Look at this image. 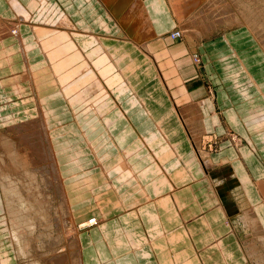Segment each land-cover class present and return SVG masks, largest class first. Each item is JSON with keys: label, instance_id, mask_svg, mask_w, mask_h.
Returning a JSON list of instances; mask_svg holds the SVG:
<instances>
[{"label": "crops", "instance_id": "1", "mask_svg": "<svg viewBox=\"0 0 264 264\" xmlns=\"http://www.w3.org/2000/svg\"><path fill=\"white\" fill-rule=\"evenodd\" d=\"M113 2L119 5L120 20L117 24L109 13ZM125 3L126 0H0V18L9 29L12 23H16L14 29L18 28L15 21L17 15L26 12L33 15L30 24L21 25V38L9 36L0 40V111L4 110L3 116L6 117V111H10L6 108L8 104L34 95L23 45L33 48L36 38L42 43L47 37L57 35L55 33L69 30L102 36L100 44L112 60L110 64L117 82L111 88L112 98L100 118L85 106L94 101L99 92L97 86L102 84V89L108 93L109 87L103 82L106 75L99 83L97 80L83 83L79 78L63 82L64 72H60L58 78L53 74L58 63L52 64L53 70L48 64L44 68V57L37 49H32L30 60L40 65L39 68L34 67L33 72L35 91L40 96L60 90H64L65 96L71 95L70 107L72 104L77 106L86 120L79 130V138L82 140V136H86L92 143L98 137L107 144L102 145L96 154L97 158H101L100 166H79L66 177L71 196L77 198L84 195L93 207L95 203L91 201V192L98 187L106 188L100 192L105 203L100 202V198L97 200L100 206L102 204L100 218L105 223L100 229L81 234L82 246L87 250L83 253L85 264H255L248 259V252L255 247V232L243 226L238 215L251 207H258V216L264 227V181L257 183V174L264 180V156L260 150L248 145L242 136L241 142L250 148L236 149L225 145L214 152L216 164L207 159L201 161L197 153L200 143L194 140L187 126L210 130V120L215 122L218 119L217 122H222L226 129L230 127L234 130L235 123L231 125L224 116L227 109L237 107L226 101L216 88L207 91L204 85H189L200 72L191 59L197 52L187 41L178 44L170 39V35L168 37L176 20L167 0H145L151 16L148 25H141L138 19L140 11H125ZM154 3L160 15H167L164 19L156 20ZM45 29L52 30V34L43 31ZM202 38L198 51L204 45ZM79 41L84 42L87 56L91 51L102 52L100 45H94V37L86 36ZM135 44H142L141 49L147 48V56ZM70 45L75 47L71 42ZM205 47L199 54L203 61L206 57L210 63V69L205 63L207 73L221 68V65L228 66L227 69L233 72L230 87L246 86L249 81L243 82L237 76L241 73L236 75L234 62L230 59L220 61L216 58L217 49L209 52ZM73 62L76 66V61ZM37 69L43 70V73L39 74ZM124 79L130 87L125 86ZM123 87L127 90L123 91ZM257 88L259 90L258 85ZM239 98L243 99L242 94ZM211 101L212 109L208 105ZM34 106L33 102L24 103L13 107L12 111L20 117L22 111ZM67 118L71 124L81 125L75 112L67 111ZM263 122H260L261 126ZM51 125L57 146L59 126L63 125L59 114L52 119ZM175 128L180 129V133L175 134ZM214 128L215 136H227L218 132V126ZM208 130L200 138L202 151L205 136L212 135ZM86 138L82 141L83 146L87 155L93 157L92 150L95 148L91 150L84 145ZM192 147L199 161L192 154ZM228 159H239V166L235 167ZM71 164L66 162L64 166ZM228 165L239 175L241 187L237 193L227 194L219 190L215 181L223 179ZM92 206L84 210L83 221L97 217L89 211ZM3 234L1 232V238L5 237Z\"/></svg>", "mask_w": 264, "mask_h": 264}, {"label": "rangeland", "instance_id": "2", "mask_svg": "<svg viewBox=\"0 0 264 264\" xmlns=\"http://www.w3.org/2000/svg\"><path fill=\"white\" fill-rule=\"evenodd\" d=\"M167 1L169 2L170 6H171L173 18H174V20H176V24H177V25L174 24V28L171 31H169L168 37L170 35V39L172 41H175V43H178V44H183V43H185V41H187L188 44L193 47V51L197 52L191 56V59L193 60L195 65L198 67L200 72H198L199 75L197 77L193 78L195 80L193 82H190L189 85L190 84H192V85L196 84V87H200V86L204 85L205 87H207V91H210L211 88L212 89L216 88V89H218L219 92H222V95L226 101L230 102L231 105L237 107V108L227 109L228 110L227 114L225 116L223 115L225 119L227 118V120L230 122L231 125L233 123H235L236 126H235L234 130L232 128L230 129V127H227V129H226L223 126L222 122H217L218 121L217 118H216L217 121H215V122H211V120H210V123H211L210 130H208L206 127H204L206 132L208 130V131H210L209 133L212 135L205 136L204 145L202 144V147L204 146L203 151H206V152L208 151L207 153H204L201 149V142H200L201 139L199 141H196V142H198V144L200 143L199 149L197 150L199 158L201 159V161H202V159H203V161H205L207 159L209 162L215 163L216 162L215 161L216 155L214 154V152L218 151V149L222 148L225 145L232 146L236 149L250 148V146L248 147L244 142H241V140H243L242 136H244L246 141H248V143L246 142L248 145H252L254 147V149H256L257 151L260 150L264 156V127H263L264 125L261 126L260 122L257 123L255 121L256 119L255 120L253 119V118L260 117V116H258V113L263 114L262 116L264 117V45L262 44V42H264V0H204V1L203 0H167ZM171 3H172V5H171ZM154 4H155L154 5L155 11L157 13L156 20L158 21V20L164 19L165 16H167V15L166 14L160 15V11H159L158 6L156 5V3H154ZM147 9L149 12L148 6H147ZM0 20L2 21V23L4 22V20L2 18H0ZM15 21H17V26L19 28L18 17L15 19ZM150 21H151V16H150ZM4 24H5V22H4ZM10 25H12L11 32L13 30L15 31L16 29H14V28L16 27V23H12ZM176 32H179L181 35L178 38V40H173L171 35L176 34ZM75 33L76 34H74V37H72L74 40L68 41L69 47L71 46L70 42L71 43L74 42L75 44L74 43L73 44L76 46L75 47L71 46L72 48L77 47L78 50L85 49L84 42L79 41V40H80V38H84L86 36H89L92 38L94 37L95 41L98 40L101 42L100 37H102V36L99 37L95 34L86 35V34L80 33L77 30L75 31ZM201 38L204 39V45L203 46H206L205 49L207 51L210 52V51H212L213 48L218 50L216 52V58H218L220 61L225 60V59H230L232 62H234V65L236 67L234 71H235L236 75L238 73H241L240 75H237V76L242 78L243 82H245L247 80L249 81V82L247 81L248 83L246 84V86L242 85L241 86L242 88L230 87L231 76L233 75L232 74L233 72H232V70L227 69L228 66L224 67L221 65V68L217 67L218 69L210 71L209 73H207L206 65L209 66V69H210L211 68L210 63L207 61L206 57H205V60L203 61L202 56L199 54V52L200 53L203 52V49H202L203 46H201L199 48L201 51H198V46L201 45V43H202V42H200ZM223 43H225L226 45H223ZM46 44H47L46 41L41 43L36 38V42L34 43V47L32 48L31 46L28 47V46L24 45V48H25L24 51H27L28 56H30L29 58L31 59L32 52H33L32 49H37L39 53L40 52L42 53V55L41 54L40 55L44 57L43 59L45 62L42 64V65H44V68L48 64L49 67H51V69H52V64L55 61L52 58L50 59L48 54L46 55L45 48H44V45H46ZM91 44H93V43H91ZM91 44H89V45L91 47H93V45H91ZM135 46L138 48V50L140 49L139 51L141 53H143L144 55L147 56V52L145 50L141 49L143 46L142 44L140 46L135 44ZM102 49H105V47H103ZM144 49H146V48H144ZM234 50H235V52H234ZM73 52H74V54H73V56H74L75 51H73ZM73 52H71V53H73ZM83 54H84L86 61H89L88 64L91 68V71H94V73L98 76L97 78L101 79V76L99 75V72H98V70H100V68H98L99 64L96 65L97 61L103 60V62H101V65L105 64L106 68H107V65H108V68L110 67L109 72L106 74L105 78H103V82L105 84H109L111 81V83L108 85L110 90L107 91L108 93H104L102 90L100 92V90H99V92H98L99 97H95L93 102H89L85 106V108L90 107L92 109L91 110L92 113H94L96 115V117L100 118V117H102L101 114L105 111L106 104L112 98L111 88L117 82V79H114L115 82H113V78H114L115 74H113L112 70L114 68L110 64L111 61H110L109 57H107V55H105L102 52H100L96 55H93V56H91V55L86 56L87 52H83ZM73 56H70L69 58L72 59ZM99 56L102 58L101 60L97 59ZM208 56L210 57V55H208ZM94 57H95L94 61L91 62ZM76 58L79 60L78 64L84 65L83 64L84 62L82 60H80L79 57H76ZM30 63H31V66L33 68L32 72H34V67L39 68V66H40V65H35L34 62H31V61H30ZM93 63H94V65H96L97 69L93 66ZM205 63H206V65H205ZM106 68H103V69H106ZM57 69H58V65H55L54 73L52 72L56 78H58V75H59ZM203 69L205 70V73H203ZM37 72L40 74V73H43V70H38ZM60 72H62V71H60ZM88 72H90V71H88ZM76 74L77 73H75L73 76L72 75L69 76L68 79H65V77H66V75H65L64 78H62L63 82L79 78ZM107 75H109L110 77H107ZM248 75H250L254 80H252ZM115 78H116V76H115ZM32 79L33 80L31 83V87L34 91V95L29 96V98L23 97L21 99V101L18 103L13 102L11 105L8 104L6 106V108L10 111H6V112H8L7 113L8 115L6 117L3 116L4 110H2V112L0 111V117H1L0 123H2L4 125V126L3 125L0 126V152L2 151L1 153H4V154L7 153L6 154L7 156H9L10 153H12L13 147L12 146L10 147V145H8V141L6 138L9 137V139H16L17 137H15V135L12 133H7L9 128L12 126L11 129H13V128L17 127L18 125H20L22 122L25 123L27 121H32V120L36 119L39 115L38 114L39 113V106L38 105H40V107L43 111V114H44V116L47 120V123H48V129L50 130V133H51V136L53 139V143H54V146L56 149L58 160H59V162H61L60 163L61 167H62L61 170L64 174H66V177L68 176L69 172L71 170H73V168H77L79 166H82V167H87V165H93V166L98 165V166H100V159L101 158H97L96 154L99 153L102 145L107 146V144L105 142H103L102 139H98V137L92 143L91 142L89 143V140L86 138V136H82L83 139L86 138V142H84V145L86 144V146L91 150L93 148H95L94 150H92L94 153L93 157H90L89 155H87L88 154L86 152L87 150L84 148L85 146H83V142H82L83 139L81 140L78 136L79 134H81L80 128L84 127L86 120H85V117L80 113V110L78 109L77 106L72 104V106L70 107L71 102L69 101V99H70L71 95L65 96L66 93L64 92V90H60V91H54L53 94H49L48 96H40L35 91L36 87H35L34 78H32ZM124 82H125V86H126L128 82L125 79H124ZM257 85H258L259 90L261 92L258 90ZM126 87H123V88H126ZM246 90H247V92H245ZM242 92H244V93H242ZM107 94L108 95L110 94V97ZM241 94H242L243 99L239 98V96ZM222 95H220L221 98H222ZM107 96H108V98H107ZM105 98H107L109 100H105ZM231 99H232V102L230 101ZM29 102H33L35 106L31 109H26L27 111L26 110L22 111V114L20 113L21 114L20 117H18V115H16V111H12L13 107L18 106V105H24V103L26 104ZM208 105H210V109L213 108L212 107V101L208 102ZM60 107H62V108H60ZM90 108H89V110H90ZM69 110L71 111L72 114H74V112L77 114L78 122L81 124L80 126L71 124V121L68 120L67 111H69ZM57 114H59V116L62 118L63 125L59 126V134H58L59 143L57 142V146H56L55 145L56 139H55V136L53 135V127L51 125V121ZM221 114H223V112H221ZM18 118L20 120H23V121H21V123H19L20 120ZM32 118H34V119H32ZM75 119L77 120V117ZM241 124H243V125H241ZM215 126L219 127L218 132H221V134H226L227 136H225V135L215 136L216 135L215 128H214ZM177 128H175V130H176L175 134L180 133V129H177ZM94 130L97 131L99 129L95 128ZM1 131H3V132H1ZM173 132H175V131H173ZM249 133L252 135V137L250 136ZM73 134H76L74 138L71 137V135H73ZM253 137H255V138H253ZM225 139L227 141H224ZM96 149L98 151H96ZM192 154L197 159V156L195 155V151H194L193 147H192ZM26 157L28 158V156H26ZM94 157H95V159H94ZM90 158H92V160ZM228 160L232 161L231 159H228ZM26 161L28 162L26 168L27 169L31 168V171H32L33 168H32V165H30L29 159H27ZM74 161H75V164H73ZM66 162H71L72 164L70 166H64V163H66ZM232 163L235 165V167H237L240 164V160L235 159V161L233 160ZM252 163H253L252 165H255L254 161H252ZM8 164H10V163H8ZM229 167H231V166H229ZM229 167H225L224 172L227 171L229 169ZM11 169L16 170V169L12 168V166H11ZM97 169H99V168H97ZM203 169H205L204 166H203ZM18 172H19V170H16L17 175H19ZM27 172H29V171H27ZM78 175H80V174H78ZM169 175H172V174L169 173ZM237 175H238V173H237ZM212 176L214 177V174H212ZM66 177H65V180L67 181ZM257 177L260 178V179L257 178V181H258L257 183H259V184L263 183L264 180L261 179L262 176H260V174H257ZM67 186H69L68 181H67ZM94 188L95 187H93L92 189H94ZM100 188L98 187L91 192V196H92L91 201L94 200V203H95L94 207L89 203L90 200L88 201V197L81 195V196H78L77 198H72L71 191H69V189L67 190L68 194L71 196V200H74L76 202V204L73 205L74 216H76V214H78L80 212L83 213L84 210L86 208H88L87 206H92V207H89L90 213L97 214L96 215L97 217H93V218L100 220V216H102V213H101L102 204L100 206V203L97 202V200L101 199L100 202L104 201V203H105V200L102 199L100 192H102L104 189H106L105 186L101 189ZM28 199H27V201L22 199L21 202H24V203L26 202L27 204H30V201ZM8 200L9 199H7V196H5V194L2 192L1 186H0V203L2 206V209L0 208V234L2 232V234L4 233L3 236H5L2 238L0 236V243H1V245H0V260H1V258L4 259L6 261V264H29L26 262V260L20 259V254H19V250H18L17 246L11 247V244H10L11 243L10 242L11 241L10 240L11 235H10L9 229H10V226L12 225L11 224L12 222L10 221V217L8 216V214H9V211H8L9 209L7 208L8 203H9ZM23 207H25V204H23ZM254 208H255V210L257 212V216H258L259 208L258 207H254ZM79 209H81V210H79ZM10 210H11V208H10ZM75 212H76V214H75ZM52 216H53L52 212H51V214L50 213L47 215L45 214L44 215V217H45L44 223H48V225H49V221L51 219L55 220V219H53L54 216L53 217ZM83 216H84V214L77 215L76 220H75L76 223L80 227L83 223H86L89 220L93 219V218H91V219H87V220L83 221V219H82ZM258 218L261 220V218L259 216H258ZM46 219H47V221H46ZM6 221H7V223H6ZM104 221L105 220H103V222ZM15 222L16 221L14 220V223ZM76 223H75V225H76L75 227H77ZM56 231H53V234L54 233L58 234L57 227H56ZM21 232H22V230H21ZM24 232H22V233H24ZM67 232H69L70 234ZM84 232L85 231L79 232L80 238L82 237L81 234H83ZM257 233H259L260 237H262L264 235L261 231L256 232V234ZM72 234H73L72 230H67L64 233V237L61 238V240L63 242L61 241V244H59V246H58L59 248L58 247L55 248L57 250V252L59 253L58 254L59 256H63L64 260L67 259V260H65V262L67 261V263H65V264H73V258L76 257L74 255H77V253H78L77 252V246L74 244V236H73L74 234L73 235ZM259 238L257 237V239H259ZM69 241H70V243H69ZM254 243H255V246H257V247L259 246V245H256L257 240H254ZM30 246H31V244L28 247L30 248L31 252H33L32 249L36 248V247L33 245L31 247ZM259 248H263V247H259ZM85 251H87V250H85ZM33 253L35 254V251ZM35 256L39 258L40 255L37 253V254H35ZM262 256L264 257L263 253H262ZM49 258H50V256L46 255V257L44 258L42 263L47 264V261Z\"/></svg>", "mask_w": 264, "mask_h": 264}, {"label": "bare ground", "instance_id": "3", "mask_svg": "<svg viewBox=\"0 0 264 264\" xmlns=\"http://www.w3.org/2000/svg\"><path fill=\"white\" fill-rule=\"evenodd\" d=\"M114 3H117V2H113V4L111 5L112 11L109 13H111V18L117 24V20L119 19V16H120L119 5L114 4ZM125 4H126V6L124 7L125 11L134 10L135 13L136 11H140L139 12L140 18L138 19L141 22V25L142 24L148 25L151 22L145 0H138V2L135 1V3H132L130 0L128 1L126 0ZM18 8L19 7H17V9ZM17 16L19 19V28L16 29L15 31L13 30L14 31V32L12 31L13 33L11 32V29H9L8 26L5 25L4 22L2 23V21L0 20V40H3L4 38L9 37V36L21 38V31H20L21 25L30 24L32 21L31 19L33 15L26 12V13H23L22 15L20 14ZM141 27L142 26H140L139 28L140 31H141ZM43 31L49 33L50 35L52 34V30L45 29ZM62 32H58V33L53 32L57 35L53 34L52 36H49L44 40L47 42V44L44 45L46 55L48 54L50 59L52 58L56 63H58V69H57L58 73H60V71L64 72L66 75L65 79H68L69 76L71 75L73 76L75 73H77L76 75L83 73L82 75L79 76V78L83 81V83H86V81H96V80L98 83L101 82V79L97 78L98 76L94 73V71H91V68L88 64L89 61H86L84 57L83 52L85 49L78 50L77 47L76 48H72L71 46H70L71 48L69 47L68 41L74 40L72 37H74L73 34H76V33L70 32V30L66 33H62ZM174 35L175 34L171 35L172 39L178 40V37H174ZM176 35H181V34L179 32H176ZM95 43L100 45L101 48H103L102 44H100L101 43L100 41L97 40L95 41ZM95 43L94 45L97 47ZM262 44L264 45V42H262ZM24 50L25 48L23 45V52L26 57V63L28 66V74H29L28 76H29L30 83H32L33 68L30 63L31 59L29 58L30 56H28L27 51H24ZM73 51H75V55L73 56L72 59H70L69 58L70 53ZM102 53L107 55V57H110L106 49H102ZM96 54H98V50L91 51V53L88 55L93 56ZM25 57H24V60H25ZM76 57H79V59L84 62L83 63L84 65L78 64L79 60ZM94 59L95 57L93 58L91 62H93ZM97 59L101 60L102 58L99 56ZM73 61H76V66H74ZM110 61L112 62L111 59ZM101 62H103V60L97 61L96 65L99 64V67L97 66L98 68H100L98 72L101 78H103V76L109 72L110 67L106 68V65L105 64L101 65ZM96 65H94L93 63V66L95 68H96ZM74 67H77V68H74ZM103 68H106V69H103ZM107 77H110V76L107 75ZM114 79H116L115 76L113 80ZM106 85H109V84H106ZM127 85L130 87L129 83H127ZM102 88H103L102 84L100 86H97V89L102 90L104 93H106V90ZM122 89L123 91L125 89L127 90V88H122ZM75 92L76 94H78V91H75ZM18 93L20 94L21 90H19ZM78 96L80 97L81 94H79ZM108 96L110 97V94ZM96 97H99V95L97 94ZM107 98H105V100H109ZM38 106H39V113H38L39 115L36 119L32 118L34 120L27 121L25 123L22 122L20 125H18L17 127L13 129H11L12 126L10 128L8 127L9 130L7 133H12L15 135V137H17L16 139H9V137L6 138L8 141V145H10V147L11 146L13 147L12 153H10V155L7 156L6 155L7 153L4 154V153H1L2 151L0 152V186H1L2 192L5 194V196H7V199H9L8 200L9 203L7 207L9 209L8 216L10 217V221L12 222L11 223L12 225L10 226V229H9L10 235H11L10 237L11 241L10 240L9 241L11 242L10 243L11 247L17 246L19 250V254H20V259L26 260V262L29 264H43L42 261L44 260L46 255L50 256V258L47 261V264H65L67 263V261L65 262V260L67 259L64 260L63 256H59L58 255L59 253L57 252L55 248H57L59 244H61V241H62L61 238L64 237V233L67 230H72L74 234V235L72 234L74 236V244L77 246V252H78L77 255H74L76 257L73 258V264H85V261H84L85 258L83 255L85 250L82 246V239L79 236V232L91 231L94 228L100 229V226L105 222H102L101 218L100 220L93 218L92 220H89L88 222L83 223L81 227L76 223L75 220H76L77 215H80V214L82 215L83 213L80 212L76 214L75 212L76 216H74L73 205H75L76 202L74 200H71V196L68 194L67 190L69 188L67 186V181L65 180L66 174H64L61 170L62 167L58 160V156L56 153V149L53 143L50 130L48 129L47 120L43 114V111L40 105ZM190 114L191 113L189 112V115ZM262 115L263 114L258 113V116L260 117L253 118V119L254 120L256 119L255 121L257 123L263 122L264 117ZM186 121L188 122V120ZM187 127H189L195 141H199L200 138L203 135H205L206 130L204 131L201 127H195V126H194L195 128L194 127L192 128L191 126H187ZM26 156H28V158ZM27 159H29L30 165H32V168H33L32 171H31V168L30 169L26 168L27 163H28L26 161ZM11 166L12 168L16 170H19L18 173L20 176L17 175L16 170L11 169ZM224 176L222 180L220 179L215 180L217 181L218 189L227 194H231L233 191H235V193L239 192L237 191V189H240L241 186L239 184L241 183L238 180L237 173L233 172L232 169L229 167V169L225 171ZM22 199L26 201L28 199L30 201V204H27L26 202L25 203L21 202ZM23 204H25V207H23ZM9 207L11 208V210ZM0 208L2 209L1 203H0ZM51 212H52V215L54 216L53 219L55 220L51 219L48 225V223H44V218H45L44 215L45 214L47 215L49 213L51 214ZM14 220L16 221L15 223H14ZM238 220L241 222L243 226L255 232L254 233V235L256 236L255 240H257L256 245H259L258 247L255 246L251 248L250 251L248 250L249 251L248 259L250 260V262L255 263V264H264V257L262 256V253L264 254V235L260 237L259 233L256 234V232H260V231L261 232L263 231L262 233L264 234L263 221L258 218L257 212L254 207H251L250 209L241 212L238 215ZM75 223L77 224V227H75L76 226ZM56 227L58 229V234L57 233L53 234V231H56ZM21 230L22 232L24 231L25 232L22 233ZM257 237L258 238L260 237V238L257 239ZM30 244L31 246L33 245L36 247V248L32 247L33 248L32 251L33 252L35 251V254L38 253L40 255L39 258L36 257L33 252H31L30 248L28 247ZM259 247H263V248L259 249ZM0 264H6V261L1 258Z\"/></svg>", "mask_w": 264, "mask_h": 264}, {"label": "built area", "instance_id": "4", "mask_svg": "<svg viewBox=\"0 0 264 264\" xmlns=\"http://www.w3.org/2000/svg\"><path fill=\"white\" fill-rule=\"evenodd\" d=\"M174 37H178V38H179V37H180V35H176V34H175V35H174Z\"/></svg>", "mask_w": 264, "mask_h": 264}]
</instances>
